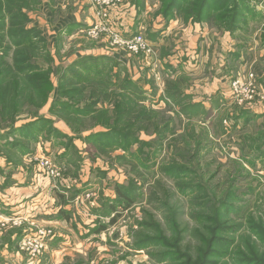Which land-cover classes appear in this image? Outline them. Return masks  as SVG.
Listing matches in <instances>:
<instances>
[{
    "label": "rangeland",
    "instance_id": "obj_1",
    "mask_svg": "<svg viewBox=\"0 0 264 264\" xmlns=\"http://www.w3.org/2000/svg\"><path fill=\"white\" fill-rule=\"evenodd\" d=\"M249 1L251 9L244 12V21L234 33L218 20L206 19L201 23H194L192 18L185 21L183 17H178L182 22L177 28L167 32L168 38L164 43L167 51L173 50V46H180L178 51L181 57L187 58L188 52L183 50H201L200 53L191 55L195 60L187 65L190 69L196 63L198 66L195 71L190 72V84L199 86V91L205 95H213L219 91L223 97L221 111L213 112L209 119L179 123L163 103L159 104L164 78L160 73L155 75L153 72L158 84L154 83L149 79L152 68H148H154L155 61L160 59L157 49H154L155 56L149 57L153 64L143 53L139 57L141 60L135 59V63L130 61L133 76L138 80L146 78L147 82H153L147 84V87H151L147 90L148 104L153 106L145 107L152 110L148 113L151 118L149 123L145 121L143 124L141 120L131 129V124L124 126L120 117L114 121L117 116L111 115L116 112L113 97L110 102L112 106L109 102L99 100L101 102L95 106L98 111L95 119L87 122L81 118H69L70 121H67L59 114L55 118V112L49 113L51 102L43 106L41 113L53 118L50 123H44L43 134L37 136L36 146H33V142L29 143L28 150L37 148L35 150L42 154L41 158L37 156L36 159L34 153L28 155L32 169L27 178L34 184L32 188L35 194L42 192L47 197L53 195L57 191L54 186L57 185L60 193H69L66 200L70 201L72 194L79 195L76 201L71 200L76 203L78 216L74 221L78 226L74 229L61 222L41 221L39 217L43 215L44 207H34L33 214L27 213V217L24 216L26 211L23 213L25 209H22L24 204L17 210V213L21 211L17 216H13L16 212L12 216L0 213V247L6 244L11 249L6 252L0 249V254H7L9 264H179L181 260L178 257L181 253H187L195 259L200 249L206 250L207 245L199 237L208 234L203 229L205 224L197 219L213 215L215 201H224L228 206L226 211L218 213L224 220L223 225L227 232L218 233V237L225 239V242L221 241L220 245L217 243L215 250L220 251L221 256L213 257V260L218 264H242L237 262L240 254L251 255V245L256 248L257 255L264 259V243L258 237L259 230L253 228L256 227L254 225H259L264 230V99L252 104L245 103V108H242L249 109L257 116L249 114V120L230 119L237 113L233 110L236 103L231 91L232 83L254 80L256 92L258 88V94L264 95V0ZM90 8L93 13L91 15ZM81 10L84 12L82 16L86 18L85 23L91 25L85 31L91 41L82 38L71 42L67 40L69 36L64 35L63 42L56 44L54 41L57 36H53L55 23L60 17L65 18L68 23L70 20L62 14H71L74 17ZM160 10L158 0H42L38 3L30 2L25 10L28 17L26 27L34 30V40L44 37L48 43L47 52L56 59L55 65L67 67L71 65V55H80L86 50L102 51L103 44L99 42L105 37L110 39L113 49L136 55L128 52L125 46L115 45L107 32L95 31L94 35H90L93 28L104 22V25L107 24L119 32L124 30L133 34L135 31L132 27L135 26L140 30L138 34L147 40L148 31L158 33L165 28L167 20H163ZM126 14L131 18L128 19L129 24L133 25L129 29L123 28V22L119 20L120 16L128 17ZM65 22L62 21V24ZM196 24L197 27L191 32L192 38L182 31L187 29L189 33L191 25L195 27ZM170 25L173 26V23ZM186 25L190 26L186 28ZM132 34L123 35L129 39L136 33ZM183 41L187 42L181 43ZM16 47L7 38L0 40V57L13 65ZM164 53L161 49V54ZM39 62L45 68L49 66L44 59ZM56 78L57 74L53 76V79ZM11 81L12 76L8 72L0 77L1 99L6 97ZM97 92L102 94L100 89ZM111 92L123 99L118 92ZM72 96V103L76 102L78 98L75 94ZM81 101H89L87 91L82 95ZM227 103L233 104V108L225 107ZM107 110L114 119L108 125L99 121L102 112ZM35 111L36 108L32 113ZM38 112L39 110L36 115ZM166 116L173 117L174 122H169L165 134L158 133L157 129L162 127ZM17 117L16 120H20L19 125L32 118L24 108L18 110ZM0 125L5 127L2 122ZM114 128L122 129L119 134L123 139L138 137L141 143H134L127 150L122 148L124 145L121 138L108 147L88 138L107 133ZM98 138L100 137H96ZM10 140L19 141L17 135L10 137ZM4 143L2 140L1 144ZM19 143L27 145L23 140ZM142 146L145 151L152 152L149 158L142 157L146 155L145 152L139 154ZM0 150V163L4 166L24 161L20 153L18 155L2 146ZM64 153L67 156L63 158ZM131 153L140 158H130ZM68 158L71 168L61 165ZM46 160L51 165H46ZM54 167L57 177H53L51 173ZM5 173L8 175V172ZM37 185L39 186L36 189ZM117 185L129 190L132 196L136 193L137 199L125 211L119 208L121 204L116 203ZM0 194L2 197L7 195L2 189ZM3 199L5 197L0 202ZM19 203L16 202L15 205L20 206ZM2 204L1 212L4 211L1 209L4 206ZM112 205L118 206L116 213H109L108 208ZM115 214L120 216L115 217ZM112 220L115 222L112 223ZM146 223L151 224L152 228H148ZM103 225H107L103 232H91ZM146 237L156 238L159 243L150 244L146 242ZM39 243L43 244L41 253L34 252L40 251Z\"/></svg>",
    "mask_w": 264,
    "mask_h": 264
},
{
    "label": "trees",
    "instance_id": "obj_2",
    "mask_svg": "<svg viewBox=\"0 0 264 264\" xmlns=\"http://www.w3.org/2000/svg\"><path fill=\"white\" fill-rule=\"evenodd\" d=\"M41 1L42 0H0V32H2L0 33V40L7 38L17 46L15 48L16 51L13 54V65L7 63L4 57H0V77L4 72H8L10 77L12 76V81L9 83V87L6 90V97L3 99L0 98V123L2 122L5 126L3 127L0 125V146L9 151L15 149H18L19 151L28 150V148L22 143H19V141L10 140V137L21 134L24 130H33L34 132L40 133L44 131V123H50L52 120L47 119V116H41L40 111L43 110V106L48 105L50 102L49 113L55 112V114L63 116L67 121H70L69 118H72V120H80L79 118H81L82 121L87 122L88 120L95 119L94 116L98 113L95 106L101 102L99 100L111 104L110 102L114 98L116 112L111 114L108 110L103 111L99 120L101 123L104 122V124L108 125L109 121L114 120L111 115L117 116L114 121L119 120L118 117H120L124 126L128 127L131 124V129H134V126L141 120H143V124L145 121L149 123L151 118L148 113L149 110H152H147L145 107L153 108V106L148 104L147 90L145 89V86L142 85L143 83L137 84L130 79L129 76H125V79L121 80L120 73L106 71V69L114 70V66L109 65L104 58H93L90 56L79 59L67 67L55 65L54 57L46 50V45L48 47V43L44 37L34 40V38H32L34 30L26 27L28 17L25 10L28 8L30 2L38 3ZM158 1L160 2L161 7L160 14L167 21L178 17H183L185 21H189L192 18L191 20L194 23H201L206 19L218 20L219 23H222V25L232 33L240 28L241 23L244 21H242L244 12L250 11L251 9L249 6V0ZM137 4L140 3L137 1ZM137 34L138 32H136L135 35ZM262 42L264 44V35H262ZM42 43L43 46H41ZM5 50L7 51V49ZM9 50L10 48L8 51ZM140 55H142V53L139 54L138 57H140ZM146 57L147 56H145V58ZM40 59H44L45 63L49 64V66L46 68L43 67L39 62ZM56 74L57 78L53 79V76ZM67 79L69 81H67ZM116 81L117 83H120L119 86L115 85ZM55 83L57 86H55ZM97 89H100L102 94L98 93ZM113 90L114 92L116 91L121 94V98L123 99H119L117 94L112 93L111 91ZM86 91L88 92L89 101L82 102V95ZM73 94H75L78 100L72 103L71 100H74V97L72 96ZM153 94L155 95L156 93L153 92ZM166 95L168 100L171 101L174 106L171 105L164 96H161L159 104L163 103V105L172 112L173 117L179 123L209 119L212 116V112L207 111L202 104L190 105L187 103L186 100L188 99V96L182 94L178 87L173 86L171 89L166 90ZM174 107H176L177 110ZM21 108L26 109L31 114L32 118H30L31 120L29 119V122L19 126L18 123L20 120L17 121L16 119L18 118V110ZM35 108L37 111L39 110L37 115V111L32 113ZM236 108L240 109L238 111H241L242 109L240 107ZM244 113L241 112L240 114H236L230 117V119L238 121L245 116V119L249 120L246 112ZM173 117L169 118L166 116V118L163 119L164 122H162V127H158L157 132L165 134L168 131L169 122H174ZM3 118L5 120H3ZM7 121L9 122L8 124L5 123ZM139 126L136 127L137 130L139 129ZM141 127L142 126H140V128ZM121 128L124 129L123 126ZM122 129L114 128L107 133L90 136L88 138L89 140H95V143L99 142V144L105 147L113 146L115 144L113 142L118 141V139L121 138L124 145L122 148L127 150L134 145V143H141L139 142L138 137H131L128 139L125 137L123 139L119 134V130ZM96 137L100 138L96 139ZM33 138H35V136ZM2 140L5 141L4 145L1 144ZM142 144L144 145V142H142ZM18 150L15 151V153H19ZM144 152L146 155L142 157L149 158L150 154H152L151 151L150 153L145 151L142 146L139 149V154L142 155ZM131 157L138 156L131 153L130 158ZM181 157L184 158L185 156ZM139 158L140 157H138V159ZM115 190L118 195L116 203L121 204L122 206L119 205L121 206L119 208L124 211L129 208L130 203L134 201V199H137L135 196L136 193L132 196L130 195L129 190L126 191L118 185ZM59 195L61 198L65 199L63 194ZM227 206V203L224 201H215V211L213 212V215L197 219L199 222L202 221L203 224H205L203 225V229L205 233L208 234V236H205L204 234L199 237L202 239L204 245H207L206 250L200 249L198 251V257L195 259L192 256L187 255V253H181L178 257V260H181L179 264H218L217 261L213 260V257H220L221 252L215 250V247L217 243L220 245L222 244L221 241L225 242V239L222 240L218 237V233L227 232V229H225L226 227L223 225L224 220L218 213L222 212V210L226 211ZM117 207L118 206L113 205L109 207V213H116ZM60 215L68 218L64 209L60 211ZM119 216V214H115V217ZM114 222L115 221L112 220V223ZM147 225L149 226L148 228H152L151 224ZM106 226L107 225L100 226L97 230L93 229L91 232L95 234L100 233L105 230ZM254 226L256 227L253 228L259 230V235L261 237H258L261 242L264 243V230L260 228L259 225ZM147 239L148 241L146 242H149L150 244L159 243L156 238L150 237ZM249 248L251 255L246 256L244 253H241V257L237 262H242V264H264V259L257 255L258 252H256V248L252 245ZM178 249L181 251L180 247H178ZM166 254L169 256L168 253ZM160 255L164 256L163 253ZM173 257L177 258L176 255H173Z\"/></svg>",
    "mask_w": 264,
    "mask_h": 264
},
{
    "label": "crops",
    "instance_id": "obj_3",
    "mask_svg": "<svg viewBox=\"0 0 264 264\" xmlns=\"http://www.w3.org/2000/svg\"><path fill=\"white\" fill-rule=\"evenodd\" d=\"M90 12H91L90 15L93 14L92 8H90ZM78 13L79 14H75L74 17L71 14H64L63 13L62 16L67 17V19H69L70 21H68V23H66L65 22L66 19L60 17L59 20L55 23V25L53 27V32H54L53 36H55V37L57 36V40L54 41V42H56V44H58L59 42L60 43L63 42V36L64 35L69 36L67 40L71 41V42L77 41V40L82 39V38H86L87 40L91 41V39L87 38V36L85 35V33H86L85 31L90 29L91 25L85 23L86 18L84 16H82V13H84L82 10L78 11ZM126 15L128 16V14H126ZM124 16H120L119 20H121L123 22L122 23L123 28L128 27V29H129L130 26H133L132 24H129V21H128V19H131V18H130V16H128L129 18L128 17L125 18ZM163 20H165V19L163 18ZM62 21H64L65 23L62 24ZM166 22L167 23H166L163 31L158 32V33L148 31V35H146V38L155 47V49H157V52L159 53V56H160V59L159 60L157 59L155 61L154 68L148 67V68H152V76H150L149 79H152V81H154V83H157L153 74L155 73V75H157L158 73H160L163 76L164 84L162 83L163 86L160 90V96H164V98L167 101H169V100H168L167 95H166V90L171 89L174 86V87H178L182 94H185L186 96H188V99L186 101L190 105L191 104H202L203 107L207 111L212 112V115H213V112H215V111L216 112H218V110L221 111L223 97L221 96L219 91L213 95H210V94L205 95L204 93H201L199 91V86L190 84L191 83L189 80L191 78L190 72L195 71L196 70L195 68H198V66L196 63V66L193 65V67L190 69V67L189 66L187 67V65L190 62L195 60L194 57L193 58L191 57V55L194 53L198 54V52L200 53L201 50L196 51V52L192 51V49L183 50V52H188L187 58L184 57L185 59L181 57V55L178 51V48H180V46H178V47L173 46V50L167 51L165 49V46H164V43H165L166 39L168 38L167 32L170 31L172 28L173 29L177 28V26L179 24H181L180 22H182V21L178 20V18H176V19L169 20ZM171 23H173V26L170 25ZM191 24H193V23H191ZM187 26H190V25H186V28H187ZM169 27H170V29H169ZM196 27H197V24L195 27L191 25V30L189 33H188L187 29L182 30V31L187 32L186 35H189L192 38L193 33H191V32ZM133 28L135 31L134 33L140 31L138 27L136 28L135 26H133L132 29ZM69 30H71V31H69ZM134 33L133 34L132 33H126V32H124V30H122V35L124 34V35L128 36L129 34L134 35ZM126 36H125V38H126ZM64 39H65V37H64ZM126 39H128V38H126ZM184 42L185 41H183L181 43H184ZM100 43L103 44L101 46L102 51L91 52V51L86 50V51H83V53H81L80 55L79 54L78 55H71L69 57V59H71L70 64L76 62L79 59H83L85 57H90V56L93 58H96V57L104 58L109 65L114 66V70L106 69V71H108V72L111 71V73H120L121 80H124L125 76H129V78L132 79L135 83H137V84L143 83L142 85L145 86L146 90H148V88H151L149 86L147 87V84L148 85L153 84L152 81H151V83H149L146 81V78L138 80V78L133 76V74L131 73L130 66L132 63H135V59L141 60L139 57H135V55H131V54H128L127 52H123L120 49H117V50L113 49V47L110 46V39L107 37H105L103 40H100L99 44ZM161 49L163 50V52H165L163 55L161 54ZM183 56H185V55H183ZM63 59L66 60L65 58H63ZM151 60L152 59H150V61ZM130 61H132V63H130ZM151 63L153 64V61H151ZM106 67H108V66H106ZM224 72L228 73L227 70H225ZM115 85L119 86L120 83H117V81H116ZM55 86H57L56 83H55ZM151 86H153V85H151ZM217 90H219V89H217ZM154 91L156 93V90H154ZM208 102H209V105H208ZM169 103L171 105H173V103L171 101H169ZM228 106L233 108V104L231 105V104L227 103V106H225V107H228ZM236 107H238V106L236 105L233 108V110L235 109L234 112H237V113H234L232 116H234L235 114H240L241 112H243V113L246 112V114L248 115L247 117H249V114H253V115L257 116V114L252 113L249 109H246V110L241 109V111H238L240 109H238ZM174 108L177 110L176 107H174ZM41 112L42 111H40V115L45 117V115ZM224 112L227 113L226 111H224ZM57 116L58 115L55 114V118H57ZM243 117L245 118V116H243ZM46 118L52 119L53 117L49 116ZM249 119H251V116L249 117ZM29 121H27V122H29ZM27 122H24L23 124H21L19 126H22ZM40 134L42 135L43 131L40 133V132H34L33 130H27V131L24 130L21 134L17 135V138L19 139V141L20 140L25 141L27 143V145L25 144V147L28 148L29 143H31V142L34 143L33 146H36L37 136H39ZM26 136H28V137H26ZM34 136H35V138H33ZM35 149L37 150V148H34L33 151H30V150L19 151L18 149L10 150L12 152H15L18 150L20 153V156L24 157V161H22V163H20V164H16V165L6 164L4 166V165H2L3 163H0V175H1L0 176V189H2V191L7 194L5 196L3 195V197L0 194V200L5 197V199H3L0 202V205L4 202L3 203L4 206L1 207V209L4 211H2V212L0 211V213H2L3 215H6V216H9V215L12 216V213L16 212L15 214H13V216L14 215L17 216V214H21V211L17 213V210H19V208H21L22 205L24 204L25 206L22 209H25L23 211V213L26 211L24 216L27 217V213L33 214V212L35 210V209H33L34 207L35 208H39V207L43 208L44 207L45 208V210L43 211L44 213H43V215H41L39 217V219H41V221L42 220H44V221L48 220V222H50V221L51 222H61V223H65L68 226L70 225L74 229H77L78 224L75 223L76 221H74L75 220L74 218H76L78 216L77 211H76L75 201L77 200L79 195L75 196L72 194L71 200L72 199L75 200L74 202H71V200L69 201L68 199L66 200V196L69 193L68 192L60 193L61 190L57 185L54 186L55 187L54 190H57V191H56V193L53 192L52 193L53 195H48V197H47L42 192L35 194L36 192L32 188V185H34V184H32L31 180H28V178H27L28 173L32 169L31 159H29V160L27 159L28 155L30 153H34L35 154L34 158L36 159L37 156H40L42 154V152L40 153L39 150L36 151ZM25 153H27V154H25ZM65 156H67L66 153H64V155L62 157L64 158ZM40 158H41V156H40ZM65 160H68V161L66 162ZM65 160L63 161V163L61 165L71 168L70 167L71 163L69 162L70 161L69 158L65 159ZM5 171L8 172V175H5V174H7V173H5ZM15 174H18V175H15ZM38 186L39 185H37L36 189L38 188ZM62 188H63V186H62ZM59 194H64L65 199L61 198ZM61 201H62V203H61ZM16 202H18V203L21 202V203H19L20 206H17L18 204L15 205ZM32 203H35V204L33 207H30V205ZM47 204L49 206H47ZM7 206H9V207H7ZM62 209H64V211H66L68 218H65L66 216L60 215V211ZM80 212L81 211H78V213H80ZM97 217H99V216H97ZM78 219H80V218H78ZM57 241H55V242L57 243ZM11 246L13 247V245H11ZM0 249L3 252H6L7 250H11L9 248V245H6V244L2 245V247H0ZM0 260L2 261V262H0V264H9V262H10L9 258H7V254H5V253L0 254ZM23 262H25V261H23ZM26 264H27V262H26Z\"/></svg>",
    "mask_w": 264,
    "mask_h": 264
},
{
    "label": "built area",
    "instance_id": "obj_4",
    "mask_svg": "<svg viewBox=\"0 0 264 264\" xmlns=\"http://www.w3.org/2000/svg\"><path fill=\"white\" fill-rule=\"evenodd\" d=\"M103 23L101 22L100 26L94 27L93 28L94 31L90 35H94L95 31H104L110 35V37L112 38L113 43L115 45L125 46L128 49L127 50L128 52L130 51L136 55L143 53L144 55L146 54L147 57L155 56L154 55L155 54V51H154L155 48L142 35L138 34L136 36H133L130 39H126L121 34V32L117 31L116 29H114L113 27H111L107 24L104 25ZM99 28H101L102 30ZM251 78H253V76H251ZM254 84H255L254 80L253 81L250 80L249 82L246 80L245 82L237 81V82L232 83L231 91L233 94L234 101L238 107L245 108V106H244L245 103L246 104H249V103L252 104L255 101L259 102L261 98L264 99V95H262L261 93L258 94V92H259L258 88H257L258 92H256V88H255ZM45 164L51 165L50 162L47 160L45 161ZM51 173L53 174V177L58 176L55 174V167L53 168V170H51ZM38 246H39V250H40L43 247V244L39 243ZM34 252L41 253V250L40 251L34 250Z\"/></svg>",
    "mask_w": 264,
    "mask_h": 264
}]
</instances>
